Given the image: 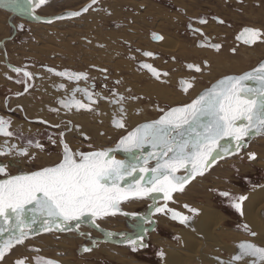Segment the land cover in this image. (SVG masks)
<instances>
[{"label":"snow or ice","instance_id":"1","mask_svg":"<svg viewBox=\"0 0 264 264\" xmlns=\"http://www.w3.org/2000/svg\"><path fill=\"white\" fill-rule=\"evenodd\" d=\"M46 2L47 0H0V3L14 10L33 15V18H36L35 10ZM98 3L99 0H90L80 11L56 19L79 17ZM213 19L218 24L225 23L218 17ZM195 23L206 25L208 19L200 17ZM188 28L193 35L204 37L199 42V47L220 51L221 45L210 43L202 28L194 27L193 23H189ZM152 39L160 41L164 37L153 33ZM236 39L248 46L264 43V28L244 27ZM232 51L235 53L236 49ZM142 55L155 59V54L151 51H145ZM208 67L207 61L203 62V68L199 64L187 65V69L195 73H202ZM138 68L146 70L162 83L166 82L162 77L169 75L159 71L151 63L141 62ZM10 70L16 73V82L24 84V93H27L35 75L26 68L13 67ZM46 71L74 85L89 81L86 71L57 70L51 67H47ZM99 71L107 73V69ZM115 83L120 84V81ZM250 83L256 86L251 87ZM194 84L195 77L181 80V91L187 94ZM94 88L95 85L83 88L77 86L69 91L61 83L58 89L67 94L57 101L59 107L50 108L49 111L57 114L62 110L65 114L81 111L98 114L96 105L100 100L107 99L109 103L118 105L112 126L124 129L126 135L119 139L115 148L84 152L74 150L66 140V134L74 131L80 132L85 140L90 139L79 125L73 124L71 120L63 124L38 121L60 129L55 135H49L48 140L53 146L60 147L61 158L53 165L20 175H9L8 163L0 162V176L5 177L0 180V238L7 237L0 239V264H4L5 258L14 248L24 245L30 236L41 232L78 233L92 241L81 249L83 253H91L98 241L93 240L89 233L81 232V225L87 221L99 229L97 221L117 215L135 217L134 213L124 212L121 207L131 201L151 199L153 203L149 207L152 208L153 215H163L185 227H191L194 218L200 214L199 209L184 204L185 214L170 207V204L177 202L176 195L184 193L192 181L203 177L218 159L238 155L253 136H264V63L241 75L224 76L190 103L167 110L158 108L162 113L158 119L140 124L132 130L126 128V98L115 89L110 90V97H103ZM22 94L18 93L17 96ZM128 99L141 98L133 96ZM19 110L23 111V108L20 107ZM12 125L10 118L0 116V137L3 138L0 157L14 155L29 161L35 160L37 154L45 150V146L32 138L19 145L11 143L13 139L23 140ZM145 148L150 149L147 155L144 154ZM137 150L140 156L135 157V162L117 160L112 154L117 151L135 154ZM247 155L250 161L257 158L255 153ZM152 161L155 163L152 164ZM219 195L228 198L236 213L244 215L243 205L248 199L246 195L234 196L228 191L220 192ZM152 222L147 219V223ZM243 227L249 235L256 236L247 224ZM106 235L111 238L114 234ZM121 239L126 241L132 252L148 247L144 235L121 236ZM237 248L238 252L229 261L217 258V264H239L249 258L252 264H264V247L245 241L239 243ZM157 255L163 260L165 252L160 250ZM14 264H58V261L43 257L30 261L24 256L16 259Z\"/></svg>","mask_w":264,"mask_h":264},{"label":"rangeland","instance_id":"2","mask_svg":"<svg viewBox=\"0 0 264 264\" xmlns=\"http://www.w3.org/2000/svg\"><path fill=\"white\" fill-rule=\"evenodd\" d=\"M245 1L246 5L239 7L232 0L227 3L226 0H102L97 7L94 6L85 15L76 19L56 22L53 25L35 24L28 19L21 18V16H12L10 11L0 8V42L13 36L15 29L10 25L9 21H11V24L16 27V35L6 44V48L15 64L20 65L22 62L28 61L34 64V68L49 66L56 69L66 68L86 71L89 78L95 81V84L112 86L117 91L121 89L128 97H145L146 100L143 98L138 100L128 99L126 128L131 130L136 124L161 115L152 111L151 107L157 106L168 109L190 103L192 99H195L202 91H205L209 82L233 74L231 72L242 74V71L251 70L264 60V43L255 44L253 47L236 42L235 46L239 47L236 49L237 53L230 55L232 53H230L229 48L233 45V35L237 31L244 27L264 28V0ZM88 3H90V0H47L46 4L37 8L35 12L40 17L51 18L68 11H79ZM233 8L235 11L232 12ZM257 8L261 10L258 11ZM236 11L240 12L236 19L238 21H225L224 24L210 21L208 24L209 28L206 34L215 35L212 39L216 38V40L223 43L221 54H219L220 51L200 50L196 46V38L192 39L186 30L187 24L192 19L203 16L210 18V20L212 16L229 19L232 18L230 13L234 14ZM189 19L191 20L189 21ZM192 22L195 23V21ZM196 26L205 28L204 25L196 24ZM152 31L164 37L161 43L154 44L149 40ZM143 48L160 50L169 55L163 57L170 59L169 62L172 61L168 65H165L166 62L163 60L155 62L157 67H162L168 71V77H162L166 82L157 81L144 71L136 69L137 61L154 62L153 59H147V57L139 53V50ZM171 49L173 52H170ZM132 57H135V59H132ZM203 61L210 62L211 68H204L201 74L189 71L186 67L190 63L202 65ZM37 68L34 71L37 72ZM99 69H107L108 80H105V77H103L105 73L99 71ZM7 76V72L0 68V85L12 87L6 80ZM48 77H52L51 81L53 83L59 81L53 76ZM192 77H195V80H199L195 81L193 89L185 94L179 88L180 81L189 80ZM117 80L120 81V84L115 83ZM46 88L47 94L54 92L50 87L46 86ZM13 89L18 91L16 87H13ZM129 89L131 91H128ZM105 94L108 95L107 92ZM44 97L46 100L49 99L47 95ZM25 101L27 102V100ZM22 103L23 101L21 100L15 105ZM46 103L52 105L50 101ZM33 104L36 107V102H33ZM28 105L30 108L27 113L29 117H36L41 113L33 110L34 107L30 101L25 105L26 109H28ZM147 108H149V111ZM112 109L114 112L116 111L115 107L100 100L96 105V111L97 113L100 111L101 115L99 113H91V118L83 114L73 116L72 123L81 126L82 132L86 131L84 133L90 137L88 144L91 145L93 150L115 146L120 137L126 133L124 129L114 128L108 119L102 117L104 112H106L105 116L110 117L113 113ZM138 111L139 114H137ZM37 126L36 124H31L34 132ZM69 137L71 144H81L82 136L80 132L74 131ZM254 144L256 145L254 146ZM44 146L47 148L50 145L44 142ZM260 149L264 150V136H253L247 141V146L238 155L218 159L203 177H198L200 179L192 181L184 193L176 195L175 199L181 198L183 204L194 205L200 210L207 206L212 207L220 211L224 218L222 227L216 229L215 234H220L221 239L227 242L225 248L213 247L194 227L189 230L194 233L190 236L191 238L200 243L203 242L198 249V256L195 259L190 258L189 264H198L202 259L205 264H214L210 255H218L224 258L235 251L232 246V241L235 240H232L231 237L233 236L232 232H235L233 231V226L237 225L239 217L236 218L230 212V209L225 207L221 197L216 192L228 191L234 196H239L247 194L252 189L264 187V165L255 164L254 160L250 161L247 155L248 153H255L256 156H261L264 159V152ZM74 150L81 151L77 146H75ZM52 151L56 153L55 149ZM122 155L118 156L123 159ZM258 159L262 161L260 157ZM59 160V156L50 154L48 156L39 152L35 160H28L27 163L22 164L21 168L24 172H28L29 170L53 165ZM8 170L9 175H12L19 169L9 167ZM208 197L211 204L208 202ZM192 198L194 201H192ZM146 202L145 200L131 201L122 204L121 207L123 211L126 210L128 213L141 211L144 215H147L150 211L149 208H152L146 207V205L149 206L152 203H147L143 206ZM134 204H138L137 207H132ZM177 204H170V207L179 208L181 204ZM181 211H184V209L181 208ZM123 217L126 218V216L117 215L97 221L102 228H105V231L114 234L112 236L114 240L103 239L104 236L98 231H94L95 228L90 223L81 225V232L89 233L93 240L98 241L97 246H99H95V250L91 253H83L81 249L83 246L90 245L92 241L75 232H41L39 235L30 236V238L41 236V238L50 239L55 244L60 245L41 249L42 252L55 254L56 258L53 259L68 258L70 261L72 259L73 264H119L117 263L119 260L122 264H132L133 262L129 263L130 261H126L128 257L124 249L106 245L116 242L115 236L117 234L115 232H121L126 229L123 224L125 222ZM156 219L155 221L159 222L158 226H163L160 225V222L163 221L167 223L165 226L173 225L172 227H174V224L169 223L168 219ZM227 220L231 221L228 222ZM235 233L239 234V237L246 238L245 235L239 232ZM226 236L229 239L224 238ZM254 238L249 239L253 240ZM153 241L154 243L159 241L172 244L168 240H161L156 236H153ZM103 242L105 243L103 244ZM37 245L33 247L41 248L37 247ZM26 246L27 253L34 261L37 257L36 254H38V252L34 251L36 248L31 250L28 244ZM24 247L17 250H22ZM174 248L178 247L174 245ZM104 250L113 256L105 254ZM225 251L229 253H225ZM120 252L123 255L122 258H120ZM184 252L187 255L190 254V251ZM21 257L24 256L22 255L19 258ZM8 259L7 257L5 258L4 264L14 263V258Z\"/></svg>","mask_w":264,"mask_h":264},{"label":"flooded vegetation","instance_id":"3","mask_svg":"<svg viewBox=\"0 0 264 264\" xmlns=\"http://www.w3.org/2000/svg\"><path fill=\"white\" fill-rule=\"evenodd\" d=\"M232 1H234L236 4H238L239 7H244L246 5V1L245 0H232ZM227 2H231V0H226V3ZM99 4H97L96 7ZM257 9H258V11L261 10V9L259 10V8H257ZM233 11H235L234 8H233L232 12ZM232 12L230 13V16H232V18H229V19L226 18V17H218V18L223 19L224 21H238L236 19H237V15H239L240 12L239 11L238 12L236 11V12H234V14ZM263 14H264V12H263ZM244 15H246V14H244ZM213 17H217V16H212L211 20H210V18H207V17H204V18H207L208 19V24H209L210 21L216 22L213 19ZM198 18H200V17H198ZM197 19H194V20L193 19L192 20L189 19V21L191 20L190 23H193L192 21H196ZM208 24L204 25L205 28H202V30L205 33V37L208 38V40L210 41V43H219L221 45V49H220V52H219V54H221V52L223 50L222 49V44L223 43L221 41H219V40H216V38L215 39H212L215 35L213 36V35H210V34H206V31L209 28ZM193 26L194 27H200V26H196L195 23H193ZM14 29H15V31H14ZM14 29H13V31H14L13 36H11L8 39H4L3 41L0 42V68H3L7 72V75L9 77H11V79H9V77L7 76V79L6 80H7L8 83H10L12 85V87L11 86H8V85H3V84L0 85V116H4L6 118H10L12 120V122H13V125H12L13 126V129L16 130V131H18L21 134V136L23 137V140L13 139V140L10 141L11 143L18 144V145L19 144H23L24 141L27 140L28 138H32V139H35V140H39L43 145H44V142H47L50 146H48L47 148H45V150L43 152H41V153L42 154H46L48 156H49V154L50 155H55V156H59V158H61V149H60V147L59 146H53L50 143V141L48 140V136L49 135H55L57 132L60 131V129H56V128L49 127L48 125L40 124L38 121L39 120H47L49 122V124H56V123L63 124L64 122H66L68 120H71L72 121L74 115L83 114L85 116H90V118H91V115L92 114H91V112H85V111H81V112H78V113H69V114H65V112L63 110L59 114H57L55 112L49 111L50 108L59 107V104L57 103V101L60 100V99H62V98H64V96L67 94V93H65L64 90H59L58 89V86L61 83H64L65 86H66V88L70 91L72 88L77 87V86L83 88V87H89L90 85H95L94 91L96 93H99L103 97H110V90H112V89H115L116 90V88H114L112 86L105 87V85H103L102 83H101L102 85L95 84V81H92L90 78H89V81L87 83H85V82L82 81V82L79 83V85H74V84L69 83L68 81L62 80L61 78L56 77V76L48 73L46 71V68L49 67V66H43V67H40V68H37L36 67L37 68V72H36V71H34V69H36V68H34L35 66H34V64L32 62L25 61V62H22L20 65L15 64V62L12 61V58H11V56H10L7 48H6V44L9 41H11L12 38L16 35V27H15V25H14ZM242 29H240L239 31H237L233 35L234 42H233L232 47L229 48L230 53H232L230 55H235L237 53V50H236L235 53H233V51H232V49H234V48L235 49L239 48V47L235 46V43L236 42L237 43L239 42L240 44H243L241 41H238L236 39L237 35L240 33V31ZM186 30L191 35L192 39H195L196 38L195 39V43H196V46L200 50H212V51L214 50V49H212L210 47H204V48L199 47L198 44H199V42L201 40L204 39V37H200L198 34L197 35H193V33L188 28V24H187ZM208 31H210V30H208ZM153 33H156L158 35H161V34H159L157 32H153L152 31L150 33L149 40L152 43H154V44L161 43L162 40H160V41H154L152 39V34ZM184 35H187V34H184ZM176 36H178L180 38L179 35L176 34ZM259 43L260 42H258L257 44H259ZM145 51H151V52H153L155 54V59L151 58V59L154 60V62H152L151 64L154 63L153 66L155 68H157L161 72H167L168 73V71L164 70L162 67H160V68H159V66L157 67L156 64H155V62H157V60H163L164 62H166L165 65H168L169 63H171L172 61L169 62L170 59L168 60L166 58H163V57L169 56L168 54H166L164 52H161L160 50H153V49H147V48L146 49L145 48L140 49L139 50V53L142 54ZM148 58L149 57H147V59ZM141 62L149 63L147 61H137L136 62V65H135L136 69L138 68L139 63H141ZM203 62H202V65H201L202 68H203ZM263 62H264V60L261 61L259 64H257V66L254 67L253 69L257 68ZM187 65H186V67H187ZM208 65H209L208 68H211L210 62H208ZM13 67L26 68L27 70L31 71L35 75L36 78L33 81L30 82V84L32 85V87L29 88V91L27 93H24V84L17 83L16 82L17 79H18V77H17L16 73H14V72H12L10 70ZM51 68H53V67H51ZM64 69H66V68H60V69H57V70H64ZM253 69L248 70L246 72L252 71ZM69 70L77 71L75 69H69ZM139 70L140 71H144L145 73H147L148 75H150L151 78L155 79L146 70H141V69H139ZM206 71L208 72V70H206ZM192 72H194V71H192ZM207 72H206V74H207ZM246 72H244V73H246ZM199 74H201V73H199ZM47 75L48 76H53V77L57 78L59 81L57 83H53L51 81V78L52 77H48ZM103 75H104L103 77H105L106 74H103ZM222 78L223 77H221L219 79H222ZM219 79H217V80H215L213 82H209L207 84V88L205 89V91L208 90L209 88H211L212 85L215 84ZM105 80H108V77ZM198 80H195V81H198ZM46 86L50 87L54 91L53 93H55V95H53V93L47 94L46 93L47 92L46 91L47 90ZM13 87H16L18 91H15L13 89ZM97 88H98V90H97ZM179 88H181V85L179 86ZM192 89H190L189 91H191ZM105 92H107L108 95H106ZM117 92L120 95H123L126 98L124 106H125V108H128V105L127 104L129 103L128 102L129 101L128 100L129 97L127 95H125L122 92L121 89H120V91H117ZM18 93H23V94L17 96ZM45 95H47V98H49V99L46 100V98L44 97ZM48 96H50V97H48ZM137 97H140L141 99L143 98V99L146 100V98L143 97V96H137ZM78 98H80L79 97V94H78ZM21 100L23 101L22 104L15 105L17 102H19ZM25 100H27V102ZM28 101H30L32 103V106L34 107L33 110L35 112H37V113L39 111L41 112V113H39L38 116H36V117L35 116H31V117L28 116L27 113L30 111L29 105H28V109H26V107H25V105L28 104ZM49 101L52 103V105H49V104L46 103V102H49ZM102 101L106 102L107 104H110L112 107H115V110L116 111L114 112L113 109H112V112L113 113L111 114L110 117L109 116H105L106 112H104V114L102 115V117H105V119H108L109 122L112 125L113 117H114V115H117L118 105H114V104L109 103L107 99H102ZM33 102H36V107L33 104ZM20 107L23 108V111H20L19 110ZM158 108H160V107H157V106H155L154 108L151 107L152 111L160 113L158 111ZM13 109H15V111H13ZM147 109L149 111V108H147ZM163 109L167 110L166 108H163ZM98 113L100 114V111ZM160 114H162V113H160ZM159 116L160 115H158L155 118H152L151 120L143 121V122H141L139 124H136L135 126H133L132 129H134L135 127H137L140 124H143V123L150 122L152 120L158 119ZM102 122H104V121H102ZM31 124L38 125L37 126V129H34L35 132L32 130ZM80 129L82 130V127L81 126H80ZM84 132H86V131H84ZM72 134H73V132L66 134V140L67 141L70 138L69 136L72 135ZM124 135H126V133ZM89 141H90L89 139L88 140H85L83 137H81V144L80 143L71 144L70 142L69 143H70V146L73 149L75 148V146H77L79 149H81V151H84V150L85 151H92L93 149L91 147H89L90 144H88ZM2 143H3V138L0 137V144H2ZM115 146H112V147H115ZM54 149H55L56 153H53L52 150H54ZM149 151H150V149H148V148H145L144 149V153L145 154H147ZM136 152H138V150ZM135 155L136 156H134V154H132L130 156V155L127 154V156H128L127 158L130 159L131 162H135V157L140 156V155H137L136 153H135ZM0 159H1L0 162H6V163H8V168L9 167H14V168H18L19 169L16 173H14L12 175H20V174L27 173V172H24V170H22V168H21L22 164L27 163L28 160L26 158H20V157H16V156L13 155V156H8V157H0ZM151 163L154 164L155 162L152 161ZM8 168H7V171H9ZM35 170H37V169H35ZM30 171H33V170H29L28 172H30ZM4 178L5 177L0 176V180H3ZM220 192H223V191H219V192H216V193L219 194ZM146 201L147 202L143 206H145L147 203H153V201L151 199H148V200L146 199ZM221 201L225 205L226 208H229L230 209V212L236 218L239 217L238 218L239 220L237 222V225L233 226V229L234 230L233 229H230V228H226V227L225 228L226 229H229V230H233V231L239 232V233L245 235L248 238H253L251 235H249V232L248 231L244 230V227L243 226L245 225V222L243 221L242 216H240L238 213H236L235 210L231 207V204H230V201L228 200V198L221 197ZM180 204L181 205H180L179 208L178 207H172V208H175L176 210L181 211V208H183V205L185 203L184 204L183 203H180ZM190 206L194 207V205H190ZM146 207H149V206L146 205ZM149 210L150 211L148 212L147 215H144V213H142L141 211L140 212L133 211V213L135 214V217L134 216H132V218L131 217H126L127 219L125 217H123V219L125 221L123 224L126 227V229L123 230V231H121V232L120 231L119 232L113 231V232H115L117 234L115 236L116 237V242H112L113 244H111V243L106 244V245H113V246L118 247L120 249H124L125 252H126V255L128 257V259L126 261H130L129 263H132L133 262L132 264H164L165 259H166V256H167L166 250H165V248H163V246L154 243L153 236H156V237H158L161 240L162 239L168 240L169 242H171L175 246L183 248L184 246L182 245L183 243L180 241V234H178V231L181 230V229H185L187 231V230H190L192 228V227H185V226L179 224L178 222L172 221L171 219H169L166 216H163V215L158 216L159 214L153 215V210L150 209V208H149ZM124 212H126V210ZM182 212H185V214H187L185 209ZM120 216H124V215H120ZM261 216L264 219V211L261 212ZM196 217L194 218V220L192 222V226H193V224H195V222H197V218L198 217L197 218ZM141 218H147V219L152 220L153 222L151 224H149V223H147V219H141ZM156 218L157 219H160V218H162V219L163 218L168 219L169 220L168 222L169 223H173L174 224V227H172L173 225H170V226H158L157 225L158 223L155 221ZM227 221L229 222L231 220H227ZM227 221H225V222H227ZM104 229L105 228H102L100 226L99 229L96 228L94 231H98L100 234H102L104 236L103 239L106 238L107 240H110V239L114 240L113 237L109 238L106 235V233H108V232L105 231ZM239 230H241V231H239ZM250 231H252V230L250 229ZM134 234L144 235L145 243H147L148 247L142 248V249H140V250H138L136 252H132L130 250V248L128 247L126 241L121 239V236L132 237ZM245 241L246 240H241L240 242H239V240L238 241H232V243H233L232 246H233V249L235 251L232 252V253H229L228 251H225V253H229V255L228 256H225L224 258L219 257L218 255H210V258H212V261L214 262V264H217V258H219V259L227 262V261H229L231 259V257L233 255H235L238 252L237 245L239 243L245 242ZM248 242H250V241H248ZM104 243L105 242H103V244ZM100 245H102V244H100ZM160 250H163L165 252V257H164L163 260H161L160 257L157 255V253ZM15 260L16 259H13V261H15ZM117 263L122 264L121 262H117ZM239 264H252V260H251V258H249L246 261L239 262Z\"/></svg>","mask_w":264,"mask_h":264},{"label":"bare ground","instance_id":"4","mask_svg":"<svg viewBox=\"0 0 264 264\" xmlns=\"http://www.w3.org/2000/svg\"><path fill=\"white\" fill-rule=\"evenodd\" d=\"M12 10L15 12L14 9H12ZM12 10L10 11L11 13L13 12ZM20 16H21V18L28 19V17L25 16V15H21L20 14ZM41 18L47 19V17H45V18L41 17ZM48 18H50V17H48ZM71 19H76V18H71ZM71 19H68V20H71ZM63 21H65V20H63ZM170 52H173L172 49H171ZM246 71H248V70H246ZM246 71H242V72L244 73ZM231 73L234 74V72H231ZM233 74H230V75H233ZM234 75H240V74H234ZM250 86L251 87H255L256 85L254 83H250ZM90 129H91V127H90ZM256 144H254V146ZM261 151L264 152V150H261ZM120 154H123L122 155L124 157L123 159L120 156H118ZM120 154L115 156V158L117 160H128V161H131L130 159L127 158L128 157L127 154H125V153H120ZM134 156H136V155L134 154ZM259 157L262 159V161H260V159H258ZM254 162H255V164H258V165H260V164L264 165V159L261 156H257V158L254 160ZM197 179H200V178H197ZM245 195L248 197V199L244 202V205H243L244 215L242 216V218H243V221L245 222V224H247L249 226V229H251L253 232L256 233V236H255V238L253 240H251L248 237H246V238L245 237H239L240 235L236 234L235 233L236 231H235V232H232L233 236L231 237V239L235 240V241L239 240V242L241 240H246V241H250V242L256 243L258 246L264 247V219L261 216V212L264 211V187H259L257 189H252L250 192H248ZM181 200H182L181 198H176V201H177L176 203H178V204L182 203ZM209 200L210 199L208 197V202L210 203ZM192 201H194L193 198H192ZM137 205L138 204H134V206H132V207H135V206L137 207ZM129 209H130V207H129ZM215 210L216 209H214L212 207H208V206L204 207L202 210L199 209L200 214L197 216L198 218L196 217L197 218V222H195V224H193V226L191 225V227L192 228L194 227L195 230L197 229V231L202 234L203 238L208 243H210L213 247L225 248L226 245H227V242L221 239V235L220 234H215V230L222 227L223 222H224V218H223V216H222L220 211H218V210L215 211ZM85 224H88V222L86 221L83 225H85ZM158 224H159V222H158ZM160 225L165 226V225H167V223L166 222L164 223L162 221V222H160ZM93 228H95V227L93 226ZM178 234H180V241L183 243L182 244L184 246L183 248H181V247L174 248V245L168 244L166 242H159V241H158V243L156 242L158 245L163 246V248H165V250H166L167 256H166L164 264H189L190 258L195 259L198 256V249H199L200 245H202L203 242L200 243L199 241L191 238L190 236H192L194 233H192L189 230L188 231H186V230L178 231ZM6 238L7 237L5 236V237L0 238V239H6ZM224 238H228L229 239L228 236H226ZM27 244L29 246V249H31V250H34L36 247H33V246L38 244L37 247L39 246L41 248H39L40 251L38 252V254H36V256L37 257L47 258V259H53V258H56V256H55V254L54 255L51 254V252H42L41 249H43V248H51V247H54L56 245L60 246L58 244H55L50 239L47 240L45 238H41V236L36 237V238H29L28 240L25 241V244H24L25 247L20 245V247L14 248L12 250V252L7 256V258H9V259L10 258H14L15 259V258H19L20 256L23 255V256H27L29 258V260L32 261L31 256L27 253V246H26ZM21 247H24V248L22 250H17V249H19ZM36 249H38V248H36ZM184 251H190V254L187 255ZM104 253L109 255V256H113L112 254L108 253L106 250H104ZM122 256L123 255L120 252V258H122ZM115 257L118 258L117 256H115ZM53 260L58 261L59 264H73L72 259L70 261V259H68V258H60L59 260H57V259H53ZM119 262H121V261L119 260ZM198 264H205V262L202 259L201 261H199Z\"/></svg>","mask_w":264,"mask_h":264},{"label":"water","instance_id":"5","mask_svg":"<svg viewBox=\"0 0 264 264\" xmlns=\"http://www.w3.org/2000/svg\"><path fill=\"white\" fill-rule=\"evenodd\" d=\"M49 1V0H48ZM101 0H99V2H100ZM94 6H96V5H94ZM93 6V7H94ZM0 8H2V9H6L7 11H11L13 8L12 7H8V6H6L5 4H3V3H0ZM13 11V10H12ZM80 11V10H79ZM14 12V11H13ZM12 12V13H13ZM71 12H74V11H68V12H66V13H64V14H61V15H58V16H55V17H51V18H47V19H43V18H41V17H39V16H37V14H36V12H34V16L36 17V18H33V15H27V14H25L24 12H22V11H18V10H15V12L12 14V16H20V14L21 15H25V16H27L28 17V20H30L31 22H33V23H35V24H39V25H53V24H55L56 22H60V21H63V20H68V19H71V18H65V19H56V17H59V16H65V17H68V14L69 13H71ZM86 13H84V14H82L81 16H83V15H85ZM81 16H79V17H81ZM79 17H74V18H79ZM52 21L51 23H49V22H47V21ZM9 23H10V25L14 28V25L13 24H11V21H9ZM264 63V62H263ZM250 72V71H249ZM223 143V142H222ZM112 148H115V147H109V148H106V149H112ZM120 153H124V152H122V151H117V152H114V153H112L114 156H116L117 154H120ZM126 154V153H125ZM136 154L137 155H140V152L138 151V152H136ZM145 154V153H144ZM128 155H132V154H128ZM145 155H147V154H145ZM127 217H132V215H128ZM59 264V263H58Z\"/></svg>","mask_w":264,"mask_h":264},{"label":"crops","instance_id":"6","mask_svg":"<svg viewBox=\"0 0 264 264\" xmlns=\"http://www.w3.org/2000/svg\"><path fill=\"white\" fill-rule=\"evenodd\" d=\"M241 75V74H240ZM81 124V123H80ZM68 141L70 142V140L68 139Z\"/></svg>","mask_w":264,"mask_h":264}]
</instances>
